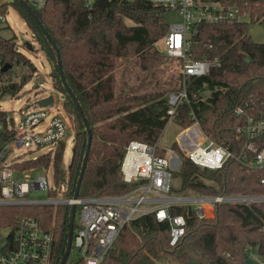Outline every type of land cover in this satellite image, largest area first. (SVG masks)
<instances>
[{
  "label": "trees",
  "instance_id": "16d2710c",
  "mask_svg": "<svg viewBox=\"0 0 264 264\" xmlns=\"http://www.w3.org/2000/svg\"><path fill=\"white\" fill-rule=\"evenodd\" d=\"M24 1L50 35L51 39L46 38L24 5L13 0L50 63L54 89L66 95L63 107L68 117H74L75 144L67 173L63 169L65 143L53 153L22 159L14 167H52L55 185L65 183L67 197H73L88 146L85 116L92 142L79 197L130 193L144 181L127 183L123 179L121 165L127 145L132 140L154 144L161 138L168 123V94L181 88V77L170 74L174 67L179 69L180 60L171 59L159 47L168 33L167 11L149 0H95L92 10L84 0H47L40 9ZM229 2L249 14L250 22L264 23V0ZM51 41L59 50L63 74L82 114L62 82ZM189 55L199 60L217 58L221 66L207 76L187 79L188 101L180 106L175 124L183 130L198 121L201 130L217 144L238 152L242 143L237 141L235 130L243 119L236 117L234 110L250 97L264 99V43L252 40L244 21L199 24ZM0 57L3 66L30 68L19 81L10 78L12 69L0 71L1 103L18 97L36 68L16 50L14 38L0 37ZM135 67L137 72L133 73ZM7 75V80L2 78ZM9 124L8 113L0 109L4 129L0 131V147L16 135L14 129L8 130ZM171 146L181 158L176 175L182 178L183 188L205 196L264 197V171L245 168L232 159L218 170L197 167L175 140ZM169 213L186 220L185 235L177 245H170L169 223L148 213L122 229L99 264H245L251 254L264 256V200L219 203L215 217L209 220L200 219L190 205H172ZM25 217L36 218L52 233L51 264H60L69 242L71 207L0 206V229H14ZM65 264H69L68 259ZM74 264L85 262L81 259Z\"/></svg>",
  "mask_w": 264,
  "mask_h": 264
},
{
  "label": "built area",
  "instance_id": "2783aa9c",
  "mask_svg": "<svg viewBox=\"0 0 264 264\" xmlns=\"http://www.w3.org/2000/svg\"><path fill=\"white\" fill-rule=\"evenodd\" d=\"M46 1L29 0L38 9L44 7ZM84 1L86 7L92 10L95 0ZM149 1L167 13H174L181 18L180 22L169 24L168 33L162 41L163 52L171 59L180 60L177 74L182 79L181 88L168 94V123H175L180 106L188 101L187 79L207 76L212 69L221 66L217 58L199 60L189 55L196 26L235 24L243 22L245 17L249 18V14L243 13L240 6L229 2L230 0ZM5 5L7 7L3 11ZM8 9V4L0 7V30L7 24ZM0 67L1 69L3 67L1 57ZM46 108L40 107L26 115L21 126H17L14 121L8 125V130L14 129L16 135L0 147V206L67 205L71 208L75 206L72 246L82 252L85 264H99L114 246L122 229L142 215L155 213L157 221L168 222L170 245L175 246L185 235L186 220L182 215H170V206L190 205L200 219L209 220L215 217L219 203L247 202L260 198L202 194L182 197L168 195L172 190L173 178L170 159L180 158L171 145L166 147L160 144L161 138L154 144L132 140L127 145L121 165L123 179L127 183L140 180L144 183L123 196L67 197L65 183L59 187L54 183V186L50 187L48 178L44 175L24 181L16 175H21L26 170H19L14 165L22 160L21 157L25 158L14 156V150L26 148L28 151L45 150L44 153H53L59 144L65 143L70 132L68 120L61 115H50ZM234 113L236 117L243 119L235 130L237 141L242 143L238 152L217 144L198 128L200 127L198 121L176 136L175 141L194 165L218 170L232 159L245 168L264 171V99L250 97L236 107ZM42 125L43 129L40 128ZM192 127L199 130L196 140L188 133ZM1 130H4L2 125ZM181 135H185L189 147L181 144L179 140ZM161 151L165 155L160 154ZM261 183L264 184V178L261 179ZM31 191L56 193L54 196L48 195L47 199H32L29 197ZM62 194L64 198L61 197ZM52 250V233L34 217L22 218L14 229L11 227L0 229V264H51Z\"/></svg>",
  "mask_w": 264,
  "mask_h": 264
},
{
  "label": "rangeland",
  "instance_id": "374dc122",
  "mask_svg": "<svg viewBox=\"0 0 264 264\" xmlns=\"http://www.w3.org/2000/svg\"><path fill=\"white\" fill-rule=\"evenodd\" d=\"M13 0H0V7L4 4L9 5V9L6 13L7 24L4 28L0 30V34L3 38H14L16 43V50L23 55H25L31 63L36 68L35 73L32 75V78L28 82V84L23 88L18 97L7 98L5 101L0 103V109L2 111H6L8 113V122L10 125L14 121L17 126H21L22 119L31 113L33 110H38L40 108L37 105V102L46 97L52 96L54 98V103L49 105L46 109L49 111L50 115H61L69 122L70 132L65 140V153L63 158V169L68 172L72 154L73 147L75 144V126H74V117L72 115L67 116V112L64 110L63 104L66 99V95L64 93L58 92L53 87V74L51 70L50 63L46 55L41 51L40 45L36 40L35 34L32 31L31 27L28 25L27 21L20 14V12L13 6ZM166 23L174 24L180 22V16L174 13H165ZM244 22H246L248 27V34L251 36L252 40L257 43H264V23H253L250 22L248 17L244 18ZM26 43L32 44L33 50H29L26 46ZM159 47L161 50L164 49L163 42L159 43ZM1 69V67H0ZM12 69V75L10 78L13 80L19 81L21 79L22 74L30 73V68L15 66ZM10 69V70H11ZM137 72V68H134L133 73ZM178 68L174 67L170 74L178 75ZM2 77V76H1ZM9 75L3 76L2 78L7 80ZM13 120V121H12ZM198 127V126H197ZM40 128H44L42 125ZM200 128V127H198ZM181 127L175 123H167L161 139L160 144L163 146H170L172 141L175 140L176 136L182 133L180 130ZM201 130V129H200ZM202 131V130H201ZM203 132V131H202ZM191 136L196 140L199 136V130L196 127H192L189 132ZM185 135H181L179 140L183 146L189 147L190 144L185 141ZM186 142V143H185ZM45 150H35L28 151L26 148H16L14 150V156H23L25 159L36 158L40 154L44 153ZM21 159H23L21 157ZM181 159V158H180ZM171 170L173 171L172 178V191L170 192V196L173 197H182V196H192L197 195L193 193L192 190L183 188V181L180 176H177L176 173L179 171L181 166V161L178 159L171 158ZM39 175H44L48 178L49 186H54L53 181V169L50 167L48 170L38 169V170H26L21 175H16L24 181H30L35 179ZM153 194H150V196ZM30 198L32 199H47L48 194L43 191H31ZM61 197L64 198L62 194ZM193 207L195 205H192ZM78 221V216H77ZM83 257L82 252L73 247L68 257V263L74 264L77 261L81 260ZM159 264H169V263H159ZM245 264H264V256L259 255L257 253L251 254Z\"/></svg>",
  "mask_w": 264,
  "mask_h": 264
},
{
  "label": "water",
  "instance_id": "95a60500",
  "mask_svg": "<svg viewBox=\"0 0 264 264\" xmlns=\"http://www.w3.org/2000/svg\"><path fill=\"white\" fill-rule=\"evenodd\" d=\"M19 1L27 9L28 13L34 19V21L36 22V24L39 26V28L41 29V31L43 32V34L45 35V37L48 38V39H51L49 33L43 27L42 23L39 21V19L35 15L34 11L25 3L24 0H19ZM51 42H52L53 47L55 48V50H56V52L58 54V65H59V72H60V76H61L62 82L65 85V87L67 88L68 93L74 99V101H75V103H76V105L78 107L79 113L82 114L81 107H80L77 99L73 95L71 89L69 88L68 83L66 81V78H65V76L63 74L62 67H61V59H60V55H59V50H58L57 46L55 45V43L53 41H51ZM26 46H27V48L29 50H31V51L33 50L32 44L26 43ZM247 60L249 61V58H247ZM11 68H12L11 64H5L2 67L1 71L3 73H5V72L9 71ZM52 103H54V98L52 96H50V97H46V98L40 99L37 102V105H39L40 107H48ZM83 121L85 123L86 131H87V134H88V146H87V151H86L85 158L83 160L82 169H81L80 176H79V179H78V183H77V186H76V191H75L74 198H77L79 196V188H80V185H81V182H82V179H83V176H84V172H85V169H86V166H87V162H88V158H89V154H90L91 142H92L91 127H90L89 123L87 122L85 116H83ZM257 200H264V197H260ZM75 213H76V207L75 206H72V208H71V217H70V221H69V242L67 244L65 253H64V255H63V257H62V259L60 261V264H65L67 262L68 256H69L70 251H71V247H72V236H73V231H74Z\"/></svg>",
  "mask_w": 264,
  "mask_h": 264
}]
</instances>
